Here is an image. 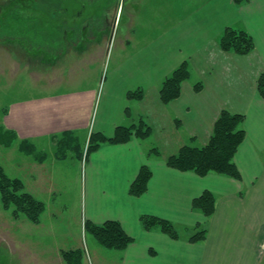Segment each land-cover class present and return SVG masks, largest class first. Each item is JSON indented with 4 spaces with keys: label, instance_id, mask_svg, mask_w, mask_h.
I'll return each instance as SVG.
<instances>
[{
    "label": "crops",
    "instance_id": "0c3cea01",
    "mask_svg": "<svg viewBox=\"0 0 264 264\" xmlns=\"http://www.w3.org/2000/svg\"><path fill=\"white\" fill-rule=\"evenodd\" d=\"M86 22L71 24L76 28L68 39L73 49L84 37L96 40ZM228 27L248 32L255 50L247 56L223 52L219 40ZM115 29L116 36L74 54L75 64L90 65L91 75L104 77L102 93L97 86L80 87L14 104L7 110L6 128L46 155L39 165H50L45 179L49 186H57L63 164H70L75 186L83 176L84 221H118L134 238L124 251L102 255L95 248L106 256L101 264H264V99L257 90L264 72V0H125L113 33ZM185 62L191 77L183 83L180 98L162 104L163 81ZM198 83L203 85L200 92L194 88ZM138 90L144 92L142 100L128 97ZM222 110L246 116V138L235 156L242 179L216 173L199 177L169 168L166 159L182 146L208 142ZM151 118L156 132L170 133L167 138L182 144L152 154L159 148L152 146ZM140 119L152 128L148 139L102 144L83 164V145L92 134L112 137L117 127ZM69 150L71 156L57 157ZM144 165L152 170V178L147 192L134 197L130 187ZM29 175L23 180L32 187ZM206 190L216 196V211L209 218L192 206ZM143 215L172 222L181 238L144 230ZM197 225L207 227L208 236L192 244L188 239Z\"/></svg>",
    "mask_w": 264,
    "mask_h": 264
},
{
    "label": "rangeland",
    "instance_id": "374dc122",
    "mask_svg": "<svg viewBox=\"0 0 264 264\" xmlns=\"http://www.w3.org/2000/svg\"><path fill=\"white\" fill-rule=\"evenodd\" d=\"M36 1H41L48 7H55L54 10L65 9L67 14L63 19L70 24L76 22L81 25L82 21H87L90 25L87 30L96 40L92 42L84 37L75 49L69 42L66 45L64 41L62 54L52 55L45 49L36 47L38 40L26 37L20 39V35L10 36L6 32L7 28L1 29L0 39H6V43L0 44V126L7 130V110L14 104L73 88L97 86L101 93L104 91V77L91 75L93 72L90 65L88 68H81L75 64L74 54L87 51L96 41L117 35L118 29H115L116 33L112 31L113 24L118 25L125 0H0V19L5 18V14H9L15 4H20L18 10L24 17L33 15L36 12ZM23 24L25 28L26 23ZM9 29L11 28H8V31ZM13 30L19 33L17 29ZM81 35L79 32L77 36ZM109 61L107 59L106 69L109 67ZM150 121L154 127L152 146L158 147L160 152H168L172 148L175 149L177 144H182L178 138H167L170 133L156 132V123L152 118ZM15 134L18 140L11 147L0 146V165L9 177L22 180L24 191L42 201L45 211L39 222L33 223L22 213L16 216L14 206L10 209L4 208L0 195V264H65L62 253L76 249H82L84 252L83 264H97L96 260L100 263L106 256H101L99 251L104 255L107 254V249L100 246L85 227L83 176L80 174L79 187L75 186L71 181L74 176L70 164H63L64 173L62 176H56L57 186H49L45 179L49 176L47 168L50 165H39L44 164L46 155L40 153L35 146L34 154L22 153V141L16 132ZM68 135L70 134H66V137ZM189 142L192 144L191 141H185ZM88 145L89 140L83 145L84 150L81 152L83 164L88 158ZM71 154L70 150L59 152L57 157L65 159ZM29 172V176L34 179L31 182L32 187L26 186L23 180ZM95 244L99 246L94 247ZM97 247L99 251L95 250Z\"/></svg>",
    "mask_w": 264,
    "mask_h": 264
},
{
    "label": "trees",
    "instance_id": "16d2710c",
    "mask_svg": "<svg viewBox=\"0 0 264 264\" xmlns=\"http://www.w3.org/2000/svg\"><path fill=\"white\" fill-rule=\"evenodd\" d=\"M234 1L236 4H243L247 0ZM19 5L15 4L11 12L5 14V18L0 19V32L2 28H7L6 32L10 36L20 35L18 38H34L39 42L36 45V47H39L38 49H45L52 55H61L63 52V42L65 41L67 45L68 39L76 30V28H72L71 24L65 22V19H63V17H66V10L63 8L62 11L54 10L53 8L55 7L50 5L48 7L45 3L36 1V12L33 15L29 14L24 17L18 10ZM23 23H26L25 28L27 30L23 27ZM8 28H11L9 29L10 32ZM13 28L17 29L19 33L14 31ZM10 39L13 40L12 37ZM4 40L6 39H0V44H5ZM41 41L49 42L44 43ZM219 47L226 53L247 56L255 50V43L253 37L245 30L228 27L219 40ZM190 77L191 71L187 62L175 69L163 81L159 90V99L162 104L167 105L179 99L182 94V85ZM194 88L196 92H200L203 85L198 83ZM257 90L259 95L264 99V72L258 78ZM128 97L130 99L142 100L144 92L142 90L130 92ZM245 118L244 114L222 110L214 123L212 134L205 145L200 147L190 144L182 146L177 153L170 155L166 159V165L180 172L195 173L199 177H206L210 173H216L241 180L242 176L235 163V156L246 138V131L243 128ZM151 134L152 128L144 119H140L138 123L131 126L117 127L112 137L94 133L90 137L86 157L97 152L102 144H127L134 137L146 140ZM17 140L15 132L0 126V146L11 147ZM20 151L26 155L35 153L34 146L27 141L21 142ZM151 152L156 155L160 154L157 148H153ZM152 174V170L148 166H142L137 179L130 187V194L134 197L144 195L147 192ZM0 195L4 208L10 209L14 206L16 209L14 214L16 216L22 213L33 223H38L45 211V204L37 200L30 193L25 192L22 180L9 177L1 165ZM192 206L193 209L200 211L205 217L209 218L216 211V196L211 191L206 190L201 196L193 200ZM140 222L146 231L159 230L174 240L181 238L179 230L168 220L156 216L143 215L140 218ZM85 227L98 244L107 250L124 251L135 242L134 238L125 232L122 224L118 221L110 220L103 224H94L87 221ZM207 236V227L197 225L195 232L188 240L192 244H198L204 242ZM62 255L65 264H83L84 262V252L82 249L64 251Z\"/></svg>",
    "mask_w": 264,
    "mask_h": 264
}]
</instances>
